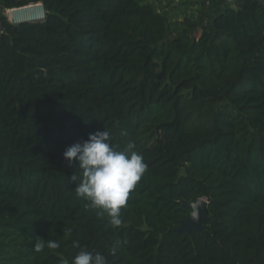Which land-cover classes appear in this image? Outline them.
<instances>
[{
  "label": "trees",
  "instance_id": "obj_1",
  "mask_svg": "<svg viewBox=\"0 0 264 264\" xmlns=\"http://www.w3.org/2000/svg\"><path fill=\"white\" fill-rule=\"evenodd\" d=\"M208 2L172 22L149 0H0L46 12L0 18V264H264V0ZM104 129L148 165L116 228L63 156ZM200 198L203 228L178 230Z\"/></svg>",
  "mask_w": 264,
  "mask_h": 264
},
{
  "label": "clouds",
  "instance_id": "obj_2",
  "mask_svg": "<svg viewBox=\"0 0 264 264\" xmlns=\"http://www.w3.org/2000/svg\"><path fill=\"white\" fill-rule=\"evenodd\" d=\"M132 148L131 143L123 150L114 146L110 133L104 129L90 133L87 140L72 144L63 153L69 167L78 165L82 170V177L76 182V195L87 202L86 208L99 209L101 216L106 214L114 228L122 224L121 210L148 168L143 155ZM71 179L77 181L75 175ZM45 247L56 249L59 243L37 238L33 245L35 252H42ZM72 264H106V258L81 249Z\"/></svg>",
  "mask_w": 264,
  "mask_h": 264
},
{
  "label": "water",
  "instance_id": "obj_3",
  "mask_svg": "<svg viewBox=\"0 0 264 264\" xmlns=\"http://www.w3.org/2000/svg\"><path fill=\"white\" fill-rule=\"evenodd\" d=\"M32 5H39L44 10V6L42 3H36V4L24 6V7L5 9V10L24 9V8H28L29 6H32ZM33 21H35V20H33ZM187 205L192 209V212H191L190 216L186 220H184L182 222L181 226L178 227L177 229L183 230L187 233H190L193 230L202 229L203 228L202 221L204 219H206L208 216L207 200L205 198H200L199 200H197L195 202L187 203Z\"/></svg>",
  "mask_w": 264,
  "mask_h": 264
},
{
  "label": "rangeland",
  "instance_id": "obj_4",
  "mask_svg": "<svg viewBox=\"0 0 264 264\" xmlns=\"http://www.w3.org/2000/svg\"><path fill=\"white\" fill-rule=\"evenodd\" d=\"M155 3L160 9L167 12L172 22H179L184 19V14H188L186 12V8L192 6V0H149ZM7 10L0 8V18L1 16H7L8 20L14 24L17 22H13L12 19L6 14ZM1 26V22H0ZM184 172L182 171L181 174Z\"/></svg>",
  "mask_w": 264,
  "mask_h": 264
},
{
  "label": "bare ground",
  "instance_id": "obj_5",
  "mask_svg": "<svg viewBox=\"0 0 264 264\" xmlns=\"http://www.w3.org/2000/svg\"><path fill=\"white\" fill-rule=\"evenodd\" d=\"M44 10L39 5H32L24 9L7 10L6 14L12 19L13 22H24L42 19Z\"/></svg>",
  "mask_w": 264,
  "mask_h": 264
},
{
  "label": "crops",
  "instance_id": "obj_6",
  "mask_svg": "<svg viewBox=\"0 0 264 264\" xmlns=\"http://www.w3.org/2000/svg\"><path fill=\"white\" fill-rule=\"evenodd\" d=\"M234 0H209L208 10H209V20L222 11L226 6L232 5Z\"/></svg>",
  "mask_w": 264,
  "mask_h": 264
},
{
  "label": "built area",
  "instance_id": "obj_7",
  "mask_svg": "<svg viewBox=\"0 0 264 264\" xmlns=\"http://www.w3.org/2000/svg\"><path fill=\"white\" fill-rule=\"evenodd\" d=\"M44 12H45V10H44ZM45 16H46V12L44 13V16H43V18H45ZM43 18H42V19H43ZM15 23H16V22H15Z\"/></svg>",
  "mask_w": 264,
  "mask_h": 264
}]
</instances>
